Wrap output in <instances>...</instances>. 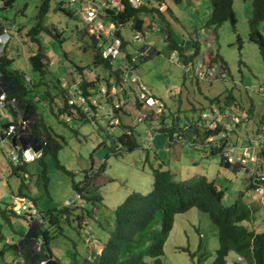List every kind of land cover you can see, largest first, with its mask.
<instances>
[{
  "label": "rangeland",
  "instance_id": "obj_1",
  "mask_svg": "<svg viewBox=\"0 0 264 264\" xmlns=\"http://www.w3.org/2000/svg\"><path fill=\"white\" fill-rule=\"evenodd\" d=\"M233 2L236 27L225 22L215 28L209 25L210 0H182L179 4H174L173 0H165L169 11L164 17H168L170 21V31L179 48L175 49L177 51L172 50L168 40L161 44L166 24L159 16L164 13L155 12L153 17L160 20L156 25L162 30L156 31V48L153 49L158 52L139 60L134 65V71L151 95L164 104L166 124L177 127L179 131L195 129L197 125L199 135L202 130L208 131L205 123L200 120V115L210 114L213 109L225 116L240 115L243 112L246 116L250 115L248 123L244 122L241 126L228 125L230 142L240 150L247 138L249 139L245 145L251 142L252 148L259 141L260 144L264 143V139L259 136L260 131L258 134L264 114V96L259 93V89L264 87V62L258 47L248 40L252 0ZM43 3L45 6L41 9ZM60 3L73 17L59 10ZM78 9V4L69 8L66 0H14L9 7L0 6V20L11 30V41L3 53L11 61L8 69L29 77L30 83L25 85L28 91L26 98L36 108L40 127L46 129L62 145L54 155L46 153L40 161L16 168L9 161V142L0 138V210L11 204L12 198L20 197L19 191L22 192L23 200H18L19 204L32 211L34 209L39 215L48 210L57 214L56 210H63L66 203L69 207L74 203L83 204V209L78 207L68 220L59 217V233L52 234L53 237L49 240L48 249L58 264H81L83 259H91L93 255L99 254L108 231L114 226L115 208L128 194H146L151 188V171L162 162L157 156L158 149L167 142L165 134L159 129L161 125L156 122L161 115H155V110L145 106H137L132 95L117 114L118 119L130 127L129 137L133 138L134 144L131 151L128 150V144H122L118 140L125 131L123 124L110 129L103 113L94 120L74 113L68 123L65 122L68 115L59 114V108L65 103L64 97L71 93L69 86L73 80L84 77L91 81L93 77H100L105 85L107 82L114 84V72L122 69L119 58L112 61L110 66L94 65V55L102 41L106 44L110 42L101 40L98 36H95L96 41L93 40L92 30L96 21H86L78 13ZM102 23L107 26L106 20H102ZM144 28L143 40L149 33V26ZM258 28L264 39V22ZM32 30L35 32L33 36L27 35ZM121 31L129 45L124 49L125 52L143 48V42L141 45L133 42L131 30L122 28ZM38 50L46 64L43 75L32 71L28 63V58ZM190 55L193 57L190 58ZM185 66L190 70H185ZM77 68L87 70L88 74L84 75L86 72L80 75ZM125 75L124 73L121 80L125 79ZM61 84H64L62 89L67 96L61 93ZM121 86L125 91L130 89L129 82ZM125 96L122 91L119 99L124 101ZM226 96L233 97V103L225 104ZM149 115H153L154 119H149ZM217 115L213 111V117ZM0 116H10L12 120L8 109ZM139 118L143 120L139 121ZM5 125L7 123L2 126ZM206 125L208 126V122ZM209 129L212 130L211 127ZM208 133L210 134L209 131ZM37 135L42 138V134ZM176 142L181 144L182 149L170 147L167 143L166 148H170L171 152L164 153L162 158L169 162L178 154L186 164L190 154L186 151L192 152L193 149L185 142ZM256 152L261 153V150L256 148ZM203 153L211 156L207 152ZM215 159L218 161V157L213 160ZM208 160L197 158L196 163L200 167H182L180 163H171L163 169L172 172L176 181H184L196 175V172L190 174L195 169L204 177L201 166ZM219 160L221 166L226 167L220 158ZM218 167L215 183L224 192L223 206H231L237 198L243 197L250 207H259L256 202L258 197L251 190L245 194L248 185L243 171L228 170L227 173L224 168ZM84 185L86 191L82 192L83 197L80 194L81 197L76 198L74 186ZM27 214L20 208L13 213H0V250L5 248L0 256V264L24 263V259L18 255L19 249L14 250L8 245H18L27 233ZM75 216H82L80 226L74 221ZM244 225L249 226L250 222H245ZM153 230H161V216L156 219ZM5 240L10 243L6 244ZM42 245V242H37L34 250L39 251ZM217 247V229L209 216L191 209L174 217L173 227L164 242L162 263L213 264ZM45 252L48 253L47 250ZM18 259H22L23 263L18 262ZM238 260L241 262L238 263ZM226 262L247 264L234 253H230ZM147 263L152 262L147 260Z\"/></svg>",
  "mask_w": 264,
  "mask_h": 264
},
{
  "label": "trees",
  "instance_id": "obj_2",
  "mask_svg": "<svg viewBox=\"0 0 264 264\" xmlns=\"http://www.w3.org/2000/svg\"><path fill=\"white\" fill-rule=\"evenodd\" d=\"M13 1L6 0L4 7L11 6ZM181 1L173 0L174 4H179ZM210 4V26L218 28L223 23L228 22L233 28L236 27L237 19L233 10V0H210ZM44 6L43 3L41 9ZM59 10L67 16L73 17V14L63 9L61 4ZM142 11V8L133 9L127 4L123 12L116 14L109 12V14L112 21L123 25H126L129 20H133L134 27L140 29L142 25L140 13ZM262 22H264V0H252L251 16L248 21V40L258 47L264 62V39L258 30ZM34 33V30H32L27 35L33 36ZM43 60L44 58L38 50L36 54L28 58L30 69L43 75L46 66ZM10 63L11 61L3 55L0 57V85L5 87L8 97H14L19 104L30 107V101L25 100L28 93L24 85L26 84L25 75L10 71L8 69ZM101 63L99 53L96 52L94 65ZM77 70L81 71V68H77ZM81 85V88H83L84 85ZM62 94L65 96L66 93L62 92ZM67 97H64L65 103L60 112L71 114L66 105ZM216 102L221 104L219 101ZM224 102L225 104L233 103V97H224ZM222 109L221 107L220 110ZM165 111L161 113V117L157 118L156 121L161 125L159 127L160 131L163 133L168 132L170 141L176 142L177 137L172 138V135L177 134L187 142L197 145L193 146V149H201L205 152L206 138L217 134V132L211 131L209 134L202 130L199 135L197 133L198 125L195 126L192 123L196 128L191 129L194 134L190 132L188 136L184 133L185 130L179 131L177 127H170L166 124ZM148 118L154 119L153 115H149ZM187 129L190 130V128ZM38 130L43 132L48 142L43 155L46 153L54 155L62 147L61 143L55 140L46 129L39 127ZM129 136L123 131L118 140L122 144H128V150L131 151L134 144L132 143L133 138ZM171 144L173 143H169L170 146ZM212 157H218V155L213 153ZM160 163L151 171V188L146 194L132 192L118 204L114 210V226L108 231L107 239L102 244L99 254L93 255L91 259H83L81 264H148L147 260H151V264H163V246L173 227L174 217L191 209H197L207 214L217 229L218 247L215 251L213 264H225L229 253H234L247 264H264V231L255 232L244 225L245 222H250L256 209L247 205L243 197L237 198L231 206L225 207L222 205L224 192L213 181H209L205 177H193L184 181H176L172 172L164 170L162 162ZM102 168H104V165ZM86 184H89V181H86ZM74 189L83 197L82 192L86 191V186H74ZM248 190L250 191L249 186ZM256 202L264 209V205L258 201ZM78 207L83 209L84 205L74 203L71 207L65 206L63 210H56L57 214H53L51 210L45 211L44 214L39 215L40 223L29 222L28 231L18 245L9 244L8 247H12L14 250L19 249L18 253L20 251L21 258L24 259L23 264H39L45 260L48 261L46 264H58L48 249L49 240L53 237L52 234L59 233V217L68 220L71 213ZM10 212L13 213L12 210ZM0 213L5 214L4 211H0ZM86 213L88 214V211ZM159 216H161V230L155 232L153 225ZM75 217L74 221L76 220L80 226L79 222L83 220L82 216ZM37 242L43 243L39 251L34 250ZM46 250L48 251L47 254ZM4 251L5 248L0 250V256L3 255Z\"/></svg>",
  "mask_w": 264,
  "mask_h": 264
},
{
  "label": "built area",
  "instance_id": "obj_3",
  "mask_svg": "<svg viewBox=\"0 0 264 264\" xmlns=\"http://www.w3.org/2000/svg\"><path fill=\"white\" fill-rule=\"evenodd\" d=\"M6 0H0V6L4 5ZM79 6L78 12L83 16V18L88 22L96 21L92 34L99 36L100 38L104 37L109 40V44L104 42L101 43L98 51L99 57L102 62L111 63L122 55L124 61L122 62V69L119 70V81L120 85L117 84H104V81L98 82H89V85H92L86 89H82L79 85L81 82L77 83V86L72 88L71 93L67 97L66 105L71 111V114L67 112L60 113L62 116L67 114L68 117L65 118V122L68 123L71 121V116L75 113L79 116H88L91 119H97L100 113L104 114V119L107 120V125L110 129L118 127L121 121L118 119V111L130 101V95L134 96L135 104L138 106H145L148 109L155 110V115H161L165 111L164 104L153 97L148 89L139 82L138 77L134 71V65L139 60H144L150 57L153 54V51L144 45V40L142 34L138 31H135L132 28V21H129L126 25L131 27L133 32V42L137 45H141L143 42V48L133 49L132 54L126 55L123 53L124 43L126 41L121 36L120 32L125 25L111 20L109 12L114 14L121 12L123 8L122 0H66V5L73 7L74 5ZM129 4L133 9L146 8L156 11L158 13H163L167 10V6L164 2H159L156 4H150L142 0H129ZM102 20L109 21V26H105L102 23ZM159 31V28L156 25L151 24L148 28V32ZM11 30L7 24H2L0 20V57L5 52L6 46L11 41ZM133 44V43H132ZM126 74L125 79L121 80V77ZM26 83L30 82L28 76L24 78ZM129 82V91H125L121 84ZM125 92V100L121 101L119 99L120 92ZM259 93H262L264 96V87L259 89ZM108 105L110 107H108ZM18 101L14 97H8L7 94H0V110L8 109L10 113L13 114L14 111L23 113L25 108L20 107ZM123 110V109H122ZM214 113L217 112L218 115L214 118ZM149 117V116H148ZM209 119V120H208ZM142 121V118L138 119ZM200 120L205 123V126L209 132L216 131L217 134L210 135L206 138L204 145V150L208 155L216 153L218 157L223 161L222 164L226 166L225 168L231 171L241 170L245 173L246 183L248 184L253 195H256V198L260 204L264 205V143L259 144L252 148L251 142L249 145H245L247 139L244 140V146L237 150V145L230 142V130L228 125L232 126H241L245 123H248L250 120V115L246 116L245 112L240 115H231L225 116L219 114L218 110H211L210 114H201ZM208 122V126L206 123ZM4 123L7 125L2 126ZM2 124V125H1ZM32 119H23L20 118L19 122L12 121L10 116L1 117L0 116V138L2 141H8L10 145L9 152V161L13 167L19 168L25 164H31L36 160H39L42 157L44 148L48 146V142L44 136L40 139H35L31 134V125ZM122 125V123H121ZM212 128V130L209 129ZM187 130V129H185ZM206 131V130H205ZM206 131V132H208ZM264 139V114L261 119V127L258 130V134ZM166 136L167 143H171L170 136L168 132L164 133ZM127 135H130V132H127ZM177 137V141H182L187 143L189 146H197L195 144L187 142V140L179 137L177 134H173L172 138ZM212 140H209V138ZM15 138L16 146L12 147L11 139ZM229 138V140H228ZM259 140V138H258ZM19 141V143H18ZM256 148L261 150L256 152ZM24 177H27L24 175ZM76 198H80L79 194H75ZM23 201V200H19ZM66 206H69L66 203ZM71 206V205H70ZM23 210L27 212L25 217L28 222H37L40 223L39 214L33 209H27L25 205L21 204L15 211ZM13 209V206H12ZM5 243L8 244L9 241L5 240ZM39 264H46L45 262H40Z\"/></svg>",
  "mask_w": 264,
  "mask_h": 264
},
{
  "label": "crops",
  "instance_id": "obj_4",
  "mask_svg": "<svg viewBox=\"0 0 264 264\" xmlns=\"http://www.w3.org/2000/svg\"><path fill=\"white\" fill-rule=\"evenodd\" d=\"M143 1V0H142ZM122 2H123V8H122V10H121V12H123L124 11V9H125V7H126V5L128 4V5H130L129 4V0H122ZM144 2H148V3H150V4H156V3H159V2H164L165 3V0H144ZM61 4V3H60ZM61 6H62V4H61ZM167 6V5H166ZM168 7V6H167ZM142 9H143V11L140 13V18H141V20H142V25H141V27H140V29H138L137 27H134V21L133 20H129V21H132V28L135 30V31H138V32H140L141 34H142V32L145 30V26H150L151 24H154V25H156V24H159L160 23V20H157V19H155L154 17H153V14L156 12V11H152V10H150V9H148V8H146L145 6H143L142 7ZM233 10H234V13H235V16H236V11H235V9H234V2H233ZM169 11V7L167 8V10L165 11V12H163L164 14L162 15V16H159L160 18H162V21L166 24V27H165V34H164V38L163 39H161V44H163L164 43V41L165 40H168L169 41V44H170V48L172 49V50H175V49H178L179 48V46L176 44V42H175V40H173V37H172V34H171V31H170V25H169V23H170V21L168 20V17H164V15L167 13ZM79 13V12H78ZM158 13V12H157ZM80 14V13H79ZM161 14V13H160ZM146 16V17H145ZM237 19V18H236ZM110 24H109V21H107V26H109ZM156 27L157 28H159V26L158 25H156ZM124 28H128L129 30H131V27H129V26H127V25H125L124 26ZM132 31V30H131ZM159 31H162V30H160V28H159ZM134 32V31H133ZM133 32L131 33L132 35L131 36H133ZM156 31H154V32H149L148 34H146V35H148L147 37H145L144 38V45L146 46V47H149L152 51H153V55L154 54H156V52H158V51H155L153 48H156L155 47V40H156ZM120 34H121V36L123 37V39L126 41V37H125V35L124 34H122V31L120 32ZM155 34V35H154ZM93 35V34H92ZM152 35V36H151ZM99 37V36H98ZM142 37H143V34H142ZM92 38H93V40L94 41H96V38H95V35H93L92 36ZM100 38V37H99ZM102 38H104V37H102ZM102 38H100L101 40H107L106 38L105 39H102ZM184 40V39H183ZM185 41V40H184ZM102 42H104V41H102ZM105 43V42H104ZM129 45H128V41H126V45H125V43H124V47H123V53H125L126 55H129V54H131L132 52H133V49L130 51V52H125L124 51V49L126 48V47H128ZM183 50V49H182ZM175 51H177V50H175ZM181 52V51H180ZM98 53H99V51H98ZM193 57V55H190V58H192ZM119 59H120V65H122V62L124 61V58L122 57V55L120 56V57H118ZM117 58V59H118ZM185 58V57H184ZM43 63H45V61L43 60ZM101 64H104V65H106V66H110V63H105V62H102ZM121 68V67H120ZM184 69L185 70H190V69H188V67L187 66H185L184 67ZM87 72V70H83V69H81V71H79V74L80 75H83V73H86ZM88 74V72L86 73V74H84V75H87ZM113 75H115V78H116V81L114 82V84H117V85H120V81H119V77H120V74H119V70H117L116 72H114V74ZM118 79V80H117ZM139 79V78H138ZM98 80V82H100V81H102L101 79H100V77H93V78H91V81L90 80H85V78L84 77H80V78H77V79H75V80H73L72 81V84L69 86V90L70 91H72V88L74 87V86H77V83L80 81L81 82V84H83L84 86H83V88L82 89H84L85 91H86V89L88 88V87H90V86H92V85H89V82H95V81H97ZM139 82L141 83V84H143L140 80H139ZM30 83V82H29ZM27 84V83H26ZM26 84H24V85H26ZM107 84L110 86V85H112L111 83H109V82H107ZM144 85V84H143ZM80 87H82V85H79ZM145 86V85H144ZM146 87V86H145ZM62 88H64V84H61L60 85V89L62 90V92L63 93H66V91L65 90H63ZM147 88V87H146ZM61 92V93H62ZM1 93H5V94H7V92H6V89H5V87H3V86H1L0 85V94ZM68 96H69V94H68ZM25 100H27V101H30V100H28L27 98H25ZM35 102H38V100L37 99H35ZM19 105H21L20 107V111H21V109L22 108H24L25 107V110H22V111H24L23 113H20L19 114V112H17V111H14L13 112V114L11 113V115H12V121H15V122H19V119L20 118H23V119H28V118H31L32 119V125H31V130H28V131H30L31 132V134L33 135V137L35 138V139H40L41 137H39L37 134H42V136H44L43 135V132H39V130H38V128L40 127V124H39V121H38V118H37V111H36V108H35V106H34V104H33V102H31L30 101V107H26V105L24 104V105H22V104H19ZM137 105V104H136ZM138 106V105H137ZM62 109V107L61 108H59V114L60 113H62V112H60V110ZM2 112V113H1ZM1 114H4V110H0V115ZM251 117V116H250ZM122 123V122H121ZM123 124V123H122ZM2 125V124H1ZM43 128V127H42ZM122 128H124V130H125V133L127 134V132L129 131L128 129H130V127L128 126V125H125V124H123V126H122ZM36 132H38V133H36ZM130 132V131H129ZM190 132L191 133H193L194 134V132H193V130H185V132L184 133H186V135H188L189 136V134H190ZM130 135H131V132H130ZM132 140V139H131ZM18 143H19V141H18ZM176 143H178V142H175V143H173V144H171V146L170 147H174V148H180V149H182V147H181V144H176ZM167 142L166 143H164L162 146H160L161 148H159L158 149V159L159 160H161L162 161V164H163V166H165V165H167V164H171V163H174L173 165H178L179 163L182 165V167H191V165L193 166V167H197V166H199L200 167V165H199V163L197 164L196 163V159L198 158L199 160H203L204 158H208L209 160H208V162H204V165L203 166H201L202 167V171L201 172H204V177L207 179V180H209V181H213L214 183H215V180H216V175H218V170H219V167L217 168V166L219 165L220 166V168H224L226 171H227V173H228V169H226L225 167H223V166H221V164H220V160H219V157H218V161H217V159H215V160H213L215 157H212V156H206V155H204V153H203V151L201 150V149H193V148H191L190 146H188L187 144H185V145H187L189 148H191V149H193L192 150V152L191 151H186V152H189L190 154L188 155V158H187V160H186V164H184V162H183V158H180L179 157V155L178 154H176L177 156H175V157H172L171 159H170V161L168 162L167 160H164L163 158H162V156H164L163 154L164 153H167V154H170V152H171V149L169 148H166L167 147ZM186 146V147H187ZM10 147V146H9ZM187 147V148H188ZM168 149V150H167ZM193 151H197V152H193ZM182 153H185V152H183L182 151ZM203 162V161H202ZM30 165V164H29ZM157 166V165H156ZM217 168V169H216ZM194 172H196L195 174L196 175H194V177H203L202 176V174L199 172V170L198 169H195V170H193V171H191L190 172V174H192V173H194ZM193 178V177H192ZM246 179V178H245ZM244 182V181H243ZM18 185H19V187H21V185L18 183ZM215 185H216V183H215ZM246 190V192H245V194L246 193H248L249 192V190H247V188L245 189ZM10 191L11 192H13V190H11L10 189ZM19 195H20V197H14V198H12V201H11V204H7V205H5V209L4 210H0L1 212L2 211H4L5 212V214L6 213H11L10 211V208H9V206H13V209H12V211L14 212L21 204H19V202H18V200H21V194H22V192L21 191H19V193H18ZM250 229H252V230H254L255 232H262V231H264V209L262 208V207H260V205H259V207L257 206V208H256V212L253 214V216H252V218H251V220H250V225L248 226ZM18 255L20 256L21 254H20V251H19V253H18ZM229 255H230V253L228 254V256L226 257V260H227V258L229 257ZM237 258H238V256H237ZM18 261L20 262L21 261V259H18ZM45 262H48V261H46L45 260ZM238 263H240L241 261L240 260H238L237 261ZM227 262H225V264H226Z\"/></svg>",
  "mask_w": 264,
  "mask_h": 264
},
{
  "label": "clouds",
  "instance_id": "obj_5",
  "mask_svg": "<svg viewBox=\"0 0 264 264\" xmlns=\"http://www.w3.org/2000/svg\"><path fill=\"white\" fill-rule=\"evenodd\" d=\"M12 145V144H11ZM15 146H16V142H15ZM12 147H14V146H12ZM43 152H44V150H43ZM43 158V153H42V157L38 160V161H40L41 159ZM34 163V162H33ZM32 164V163H31ZM27 165H29V164H25V165H23V166H21L22 168L23 167H25V166H27ZM76 194H78V193H76ZM80 195V194H79ZM80 197H81V195H80ZM66 207H69V206H66ZM9 208H10V210H12V206H9ZM10 243V242H9ZM21 258V257H20ZM19 262V261H18ZM42 262H45V261H42ZM20 263H23V260L21 259V261H20ZM46 263V262H45Z\"/></svg>",
  "mask_w": 264,
  "mask_h": 264
},
{
  "label": "water",
  "instance_id": "obj_6",
  "mask_svg": "<svg viewBox=\"0 0 264 264\" xmlns=\"http://www.w3.org/2000/svg\"><path fill=\"white\" fill-rule=\"evenodd\" d=\"M11 144H12V146H15V138L11 139Z\"/></svg>",
  "mask_w": 264,
  "mask_h": 264
}]
</instances>
